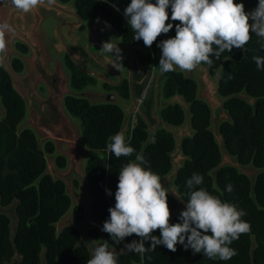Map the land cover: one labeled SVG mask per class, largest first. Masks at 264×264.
Instances as JSON below:
<instances>
[{
	"label": "trees",
	"instance_id": "1",
	"mask_svg": "<svg viewBox=\"0 0 264 264\" xmlns=\"http://www.w3.org/2000/svg\"><path fill=\"white\" fill-rule=\"evenodd\" d=\"M62 1L73 2L85 21L95 20L106 25L123 38L126 46L145 47L147 54L138 52L139 64L142 66L152 65L161 56V49L157 45L164 40V34L151 47H146L142 40H134V33L124 15L131 0H108L107 3L105 0ZM235 2L243 3L247 12H251L258 4V0ZM168 11L171 16V9ZM172 23L174 27L168 33V39L175 36V24L179 22ZM258 40L253 34L243 48L225 51L219 58L210 57V65L202 63L210 68L214 78L219 75L220 95L227 99L225 110L229 120L221 126L225 149L240 166H253L259 171L254 180L235 167H220L223 157L211 130V108L199 97L198 83L181 71L167 72L162 79L160 97L165 102V108L161 117L166 128L151 133L145 122L137 116V123L126 138L161 180L169 176L173 171L171 157L176 152L171 128L184 127L186 110L178 103H168L176 97L182 98L191 113L190 127L193 134L182 142L184 161L176 179V190L185 203L189 192L186 182L193 173H199L204 177L203 187L221 199L237 204L247 213L243 219L251 224V230L241 234L231 245L237 255L227 261L218 258L210 260L202 253L194 254L190 248L185 250L183 245L178 244L175 252L160 245L155 251L150 250L142 255L127 252L118 257V264H264V70L258 69L253 61L254 55L264 56L261 50L264 41L258 43ZM17 50L21 54L28 52L27 47L21 44L17 45ZM2 55L3 52H0V58ZM12 68L20 74L25 67L20 59L15 58ZM95 83L91 77L75 70L71 87L83 92ZM119 94L130 100L128 86L120 89ZM138 96H141L140 90ZM0 101L5 110V117L0 120L1 206L9 208L15 201L19 202L14 241L11 239V220L7 216H0V264H11L16 252L22 258L21 264H42V253L46 264H87L91 254L86 246H79L82 242L81 233L72 227L58 231V225L65 217L70 215L76 223H81L85 212L73 205L65 184L47 174L46 153L53 155L54 145L49 142L45 151H42L33 131L25 129L18 132V126L28 113L27 104L2 66ZM64 103L69 115L81 122L85 147L99 152L88 159L85 176L93 200L94 219L103 225L110 215L108 209L115 206L119 170L135 158L134 154L117 159L107 150L109 137L121 132L126 113L115 103L91 104L85 98L71 95L66 97ZM153 103L152 96V100L145 104L149 118ZM152 124L155 122L152 121ZM150 137L153 141L148 144ZM55 162L58 169H66L65 157L57 156ZM228 184L233 185L231 193L226 191ZM75 186L78 188L79 184L76 182ZM108 191L112 195H108ZM168 204L171 223L180 222L178 201L168 195ZM153 235L159 237V230ZM89 236L98 244L107 240L112 250L118 251L125 250V244L140 239L133 234L121 243L114 244L109 234L104 232L102 236L95 228L90 230ZM145 246L150 247V242H145Z\"/></svg>",
	"mask_w": 264,
	"mask_h": 264
},
{
	"label": "clouds",
	"instance_id": "2",
	"mask_svg": "<svg viewBox=\"0 0 264 264\" xmlns=\"http://www.w3.org/2000/svg\"><path fill=\"white\" fill-rule=\"evenodd\" d=\"M41 2L11 0L16 9L25 13ZM124 15L134 40H142L146 47H151L159 36L173 29L174 23H168L169 19L179 22L175 24V36L157 45L162 53L158 65L162 73L177 69L191 72L202 63L210 65V57L219 58L225 51L243 48L253 34L259 38L258 43L264 41V0H258L257 7L251 12L245 11V5L235 0H155V3L131 0ZM8 27L7 24L0 25V52L5 51ZM261 50L264 51V43H261ZM100 51L112 54L120 61L123 59L119 45L112 39L103 42ZM253 61L258 69L264 70V56L254 55ZM107 150L117 159L135 154V158L119 170L115 206L108 209L110 215L102 227L114 244L134 234L139 241L124 245L130 253L142 255L155 251L160 245L175 252L179 244L210 260L227 261L237 255L231 245L241 234L250 232L251 224L243 219L247 213L237 204L225 201L203 187V175L193 173L187 180L189 192L185 210L180 213V222L173 224L168 188L147 166L144 156L136 153L123 132L109 137ZM233 190L232 184L226 185L227 192ZM107 194L112 195L111 191ZM156 230L160 232L159 237L153 235ZM145 242H150V247H146ZM91 247L92 255L87 264H118V255L107 240L99 245L91 244Z\"/></svg>",
	"mask_w": 264,
	"mask_h": 264
},
{
	"label": "water",
	"instance_id": "3",
	"mask_svg": "<svg viewBox=\"0 0 264 264\" xmlns=\"http://www.w3.org/2000/svg\"><path fill=\"white\" fill-rule=\"evenodd\" d=\"M2 1L5 3H11V0H0V4ZM54 1L55 0H50V1L42 0V2L39 4L41 5L45 4L44 6H46L48 10H60L61 7L59 5H54L53 4ZM30 11L35 16V23L31 27L27 28V30H24L17 26L15 30H11L12 32L5 31V34L10 32V35L8 36L5 35V43H6L5 55L0 58V66H2L9 73L13 81V84L15 86V89L23 96V98H25V102L27 106L31 108L32 115L35 118L39 119V122H42L41 124H43L44 120L51 121L54 118H56L58 113L52 110L50 114H45L43 112V107L45 103L42 100H40L38 94L36 93V85L38 80H47V78L50 76L48 75L46 67L44 65V50L42 48L40 39L38 38V28L40 26V19L37 17L36 14L38 13V7L36 6ZM22 13L26 14L22 10L15 9V12L11 14V17L12 19H14V15L20 16ZM168 23H172V21L170 20ZM0 25L2 24L0 23ZM166 39H168V34L166 35L164 34V40ZM15 40L21 41L23 44L28 45L33 52V58L31 60L28 72L24 76L18 75L12 68L11 53L13 50V42ZM119 48L123 51L130 52L132 55L130 61V67H129V74H130L129 90H130V99L132 102V106L127 112L124 126L121 132L125 134L129 126V122L131 120L133 112L138 114V116L145 122L151 133H155L160 128H166V125L161 117L165 105L160 97L161 88H162V79L166 73H162L161 71H159L156 76L155 89L153 92L154 103L151 108L150 118H149L146 114L147 109L145 105L142 103L140 96H138V94L136 93L133 85L135 66L139 60L137 51L141 50V46L126 47L121 43L119 45ZM69 55L81 72H84L86 75L94 79H97L98 81H100L101 84L105 83L110 86L116 85L112 83L109 79L104 77L102 74L95 72L94 70L88 69L80 61H78L71 53ZM94 58L98 62H100L95 55ZM176 71L182 72V70L179 69H177ZM193 71H196L201 75V82L204 87V91L201 94V99L209 104L212 111L211 130L216 138V141L220 147L223 157L222 164L220 167L232 166L239 169L241 172H244L242 166H240L237 162H235L234 159L230 157V155L227 153L223 138L221 136V126L224 122L229 120V115L225 110V104L227 102V99H223L220 95L219 75H217L214 78L212 76L210 68L205 67L202 64ZM59 85L60 83L57 84L58 87ZM109 101H111L110 103L114 102V97H111ZM176 103L180 104L185 110L189 109L188 105L184 103L181 97L174 98L168 103V105L176 104ZM151 120L155 122L154 125L152 124ZM171 129L176 141V152L171 157L173 171L169 176L164 178L162 183L165 187L168 188L169 191L168 195L175 198L178 201L180 212H182L183 210H185V203L183 202V200L181 199L180 195L176 190V179L182 167V163L184 161L183 152H182V142L185 138L190 137L192 135L191 133L192 130L190 125L183 129H177V128H171ZM47 130L50 131L51 129L48 128ZM60 131L61 130L52 129L53 133ZM152 141L153 139L152 137H150L148 144L152 143ZM79 165L80 163L76 161L70 164V167L66 173H60L55 169H53L52 175L49 170L47 171V174L50 175L52 178L53 176L57 177V180L62 181L65 184L66 188H72L73 184L75 185L76 182L79 184L80 195L74 201L75 204L74 206L81 207L85 212V216L81 223H76L69 215L68 217L64 218V220H62V222L58 225V231L61 232L63 229L67 227H72L78 230L82 236V242L80 243L79 246H86L89 249L90 254L92 255L91 244H96V245L99 244L90 239L89 232L92 228H95L103 236L104 235V232L102 231L103 225L99 224L94 219L93 200L90 195L85 173H82L79 170ZM18 206H19V202L15 201L11 207L3 208L1 206V198H0V216H7L11 220L12 222L11 233L13 239H15L16 237L17 228H18V217L16 213ZM113 251L117 253L118 257L128 252L126 249L122 251H118V250H113ZM41 260H42V264H46L44 253H42L41 255ZM13 264H20L18 254H16Z\"/></svg>",
	"mask_w": 264,
	"mask_h": 264
},
{
	"label": "flooded vegetation",
	"instance_id": "4",
	"mask_svg": "<svg viewBox=\"0 0 264 264\" xmlns=\"http://www.w3.org/2000/svg\"><path fill=\"white\" fill-rule=\"evenodd\" d=\"M53 4L59 5L61 7L60 10H48V8L44 6L45 4H38V13H36L37 17L40 19V26L38 28V38L40 39L42 48L44 50V65L46 67L48 75L50 76L47 78V80H38L36 85V93L38 94L40 100L45 103L43 107V112L45 114H50L51 111L54 110L53 108H56V110L58 109L59 99L63 94L61 92V89L65 86V80L67 79V77H69L71 85L75 70L85 76H88L77 68L76 64L70 58V53L74 55V57L83 65H85L88 69L94 70L95 72L102 74L112 83L117 85L110 86L105 83L101 84L100 81L91 77L96 81L95 84H98L101 88H104L109 92H115L118 94L120 89H122L123 87L128 86L129 88V67L132 57L131 53L121 50L123 59L121 61L117 60L114 62V60L107 57V53H102L100 51L102 43L111 39L110 32L112 31L106 25L98 21H85L79 15L73 2L64 3L62 0H55ZM15 9L16 8L11 3H5L2 1L0 4V23L2 25L7 24L9 26L8 29L5 30L6 32H12L11 30H15L17 26L21 29L27 30V28L31 27L35 23V16L31 11L27 12L26 14L22 13L20 16L14 15V19H12L11 14L15 12ZM10 32L6 33L5 35H10ZM120 38L122 39V45L126 46L123 42V38ZM18 44L27 47V54H21L17 50ZM14 49L19 54V58L11 57V64L13 59L15 58L24 59L26 62H24L25 64L23 63L25 67L24 71L20 74L17 73L20 76H24L28 72L31 60L33 58V52L28 45L23 44L21 41L18 40H15L13 42L12 52L14 51ZM139 51H137V54ZM4 55L5 51L3 52L2 57ZM94 55L98 58L101 63L94 58ZM135 73L136 66L134 72L133 85L136 93L138 94V89L140 85H142V81L137 80ZM58 83H60L59 87L57 86ZM27 110L31 113L30 107L27 106ZM11 239L12 241L15 240L12 238V233ZM16 254L19 255L18 252L15 253L11 264L14 263ZM19 261L21 264L22 258L20 255Z\"/></svg>",
	"mask_w": 264,
	"mask_h": 264
},
{
	"label": "rangeland",
	"instance_id": "5",
	"mask_svg": "<svg viewBox=\"0 0 264 264\" xmlns=\"http://www.w3.org/2000/svg\"><path fill=\"white\" fill-rule=\"evenodd\" d=\"M153 3H155V0ZM110 38L112 39V42L117 45H120L122 43L121 42L122 39L118 35H116L114 32H110ZM139 52H142L143 54H147L148 50L145 47L141 46V50ZM106 55L107 57L114 60V62L119 60L112 54L107 53ZM18 56L19 54L14 49V51L11 54V57L14 58ZM160 57H158V59L155 62H153L152 65L142 66L141 64H139V62L136 65L135 76L138 81H142V85H140L138 91L139 90L141 91L140 99L144 105L148 103L150 100H152L153 92L155 89L156 76L158 72L160 71L158 68ZM20 59L23 61V63L25 62L24 59L22 58ZM128 64H129V60H128ZM182 72L186 77L192 78L198 83L199 97L201 98V94L204 91V87L201 82L200 73L196 71H193L191 73H189L188 71H182ZM65 82H66L65 86L62 87L61 89V92L63 94L59 99V107L57 110L56 108H53L54 111L58 113L56 118H54L51 121L44 120L43 124H41L42 122H39V119L35 118L32 115V113L28 111L24 122L18 126L19 133L25 129H29L34 132V134L36 135L38 139L39 146L42 151H45V146L47 143L50 142L54 145L55 153L53 155H49L46 153L48 170L50 171L51 175L53 174L52 173L53 169H55L56 171L60 173H66L70 167V164L76 161L80 163L79 170L82 173H85L88 159L92 156L99 154V152L89 150L85 147L83 139H82L81 122L78 119L71 117L69 113L67 112L65 103H64V99L66 96L71 95V96H75L79 98H85L89 100L91 104L109 103L111 102L109 101V99L111 97H114L113 103L120 106L125 111L126 115H127L128 110L132 106V102L129 99L127 100V99L122 98L118 93L109 92L105 90L104 88H101L98 84L92 85L91 87L87 88L83 92H77L71 88L69 77H67ZM137 116L138 114L133 112V115L129 122L130 125L128 126L124 134L126 138H127V133L131 131L132 128L136 125ZM185 116H186L185 125L181 129L190 125L191 113L188 109L185 112ZM4 117H5V110L0 101V120H2ZM48 128H50L51 130L50 131L47 130ZM52 129L61 130V131L53 133ZM191 133L193 134V131H191ZM57 156H63L66 158L67 160L66 169H63V170L58 169V167L56 166V162H55ZM242 168L244 169V172L251 177L252 180L255 179L257 173L259 172L253 166H247V167H242ZM53 178L54 180H57V177L53 176ZM163 180L164 179H162V181ZM67 193L71 197L73 205H75L74 201L80 195V187L76 188V186L73 184L72 188H67Z\"/></svg>",
	"mask_w": 264,
	"mask_h": 264
}]
</instances>
